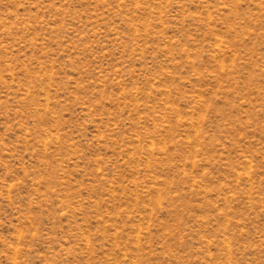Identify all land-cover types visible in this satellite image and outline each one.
Masks as SVG:
<instances>
[{"label": "rangeland", "instance_id": "rangeland-1", "mask_svg": "<svg viewBox=\"0 0 264 264\" xmlns=\"http://www.w3.org/2000/svg\"><path fill=\"white\" fill-rule=\"evenodd\" d=\"M0 264H264V0H0Z\"/></svg>", "mask_w": 264, "mask_h": 264}]
</instances>
